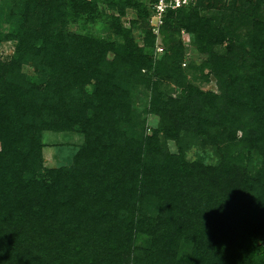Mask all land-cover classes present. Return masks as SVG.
<instances>
[{
    "label": "trees",
    "instance_id": "obj_1",
    "mask_svg": "<svg viewBox=\"0 0 264 264\" xmlns=\"http://www.w3.org/2000/svg\"><path fill=\"white\" fill-rule=\"evenodd\" d=\"M11 1L12 29L0 33L15 41V55L0 62V264H264V0L232 8L226 26L199 14L213 0L168 10L156 58L145 49L155 44L154 0ZM103 5L121 40L64 31ZM127 8L143 46L122 25ZM236 21L250 27L246 42ZM180 29L207 53L197 70L217 78L218 92L188 79ZM28 62L35 79L23 71ZM166 81L181 98L163 99ZM140 84L152 88L162 126L176 121L165 137L222 129L215 163L186 162L183 150L160 157L158 131H135L131 89ZM48 130L83 135L70 165L43 166Z\"/></svg>",
    "mask_w": 264,
    "mask_h": 264
},
{
    "label": "rangeland",
    "instance_id": "obj_2",
    "mask_svg": "<svg viewBox=\"0 0 264 264\" xmlns=\"http://www.w3.org/2000/svg\"><path fill=\"white\" fill-rule=\"evenodd\" d=\"M245 0H213L206 1L202 6L198 8L199 14L205 17L216 18L217 22L221 26H226L231 20L232 8L241 6ZM142 3L149 4L148 0H141ZM11 0H0V33L7 34L12 29V21H6V12L8 8H12ZM2 8V10H1ZM95 14L92 20L85 17L76 18L75 20H69L68 25L64 26V31L73 32L75 34H83L87 36H96L105 40L119 41L122 39L120 35H116L108 28V14L113 10L109 9L106 5H103ZM137 19L136 10L134 8H127L125 15L121 18L122 25L126 28H130L133 36V40L139 45L143 46L144 33L137 26L131 23V20ZM250 27L248 24L242 21H236L233 32L237 35L241 42H246L249 37ZM176 41H179L183 47V58L181 61V67L185 69V73L188 79L202 90L218 92L217 78L213 74L208 73V69L203 70L205 77H199L198 71L199 65L207 59V53L202 51L195 43V38L191 33L184 29H180L176 34ZM162 49H158V48ZM147 52H152L154 57H158L159 54L165 51L166 46L162 43V35L155 38V44L151 48H145ZM217 52H225V44L215 47ZM15 55V41L12 39H6L4 35L0 39V62H7ZM113 54L109 52L108 58H112ZM193 65V67H190ZM198 69V70H197ZM23 71L31 78L35 79L36 74L33 69L32 63L28 62L23 65ZM163 92V99L166 101L168 98L178 99L181 98V89L174 81H166L164 84L158 87ZM88 91H91L90 84L86 86ZM152 95V88L145 86L144 84L137 85L131 89V105L135 112V120L140 122L134 126L137 133H142L145 136H149L152 130L158 131V140L160 141V151L158 152L160 157L168 154L176 153L177 150H183V154L187 156L186 162L195 160L198 156H206L205 161L213 164L216 161L214 156L209 157V153L219 149L226 142V135L222 134V129L212 130L203 136L194 137L193 135L187 136L186 131L180 128L178 139L174 140L169 137H165L164 130L169 128H175L176 121H171L170 124L164 127L161 124V116L152 113L150 111V98ZM193 96V95H192ZM190 98V96H189ZM180 103V102H179ZM137 117V118H136ZM142 123V124H141ZM129 125H123L124 129H128ZM163 127V128H162ZM189 134V133H188ZM216 135L220 138L216 140ZM236 135H241L240 131H237ZM44 142L42 148V161L45 168H57L66 165H70L73 160V155L79 149V146L83 143V135L76 131H44L42 136ZM263 240V239H262ZM261 240V241H262ZM27 244V243H26ZM23 244L21 246H24ZM32 249V247H31ZM189 252H183V257H187Z\"/></svg>",
    "mask_w": 264,
    "mask_h": 264
},
{
    "label": "built area",
    "instance_id": "obj_3",
    "mask_svg": "<svg viewBox=\"0 0 264 264\" xmlns=\"http://www.w3.org/2000/svg\"><path fill=\"white\" fill-rule=\"evenodd\" d=\"M198 0H154L151 4V14L149 24L156 38L160 36V28L163 18L168 10H174L190 4H195ZM159 50L162 48H158Z\"/></svg>",
    "mask_w": 264,
    "mask_h": 264
}]
</instances>
